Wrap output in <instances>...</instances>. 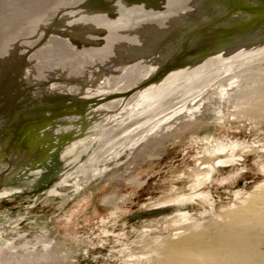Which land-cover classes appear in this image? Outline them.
I'll return each instance as SVG.
<instances>
[{"label": "rangeland", "instance_id": "obj_1", "mask_svg": "<svg viewBox=\"0 0 264 264\" xmlns=\"http://www.w3.org/2000/svg\"><path fill=\"white\" fill-rule=\"evenodd\" d=\"M263 189L264 0H0V264H80L233 209L239 237ZM244 242L220 264H264Z\"/></svg>", "mask_w": 264, "mask_h": 264}, {"label": "flooded vegetation", "instance_id": "obj_2", "mask_svg": "<svg viewBox=\"0 0 264 264\" xmlns=\"http://www.w3.org/2000/svg\"><path fill=\"white\" fill-rule=\"evenodd\" d=\"M240 208L248 211L250 209L245 204ZM237 210L233 209L225 212L224 216L228 215L223 216L221 224L200 226L194 223L183 225V229H190L191 234L184 232L179 237L166 238L165 240H163L164 236L158 235L150 236L145 240H131L123 244L119 249H108L92 258L82 259L80 264H168L169 260H173L175 263L181 262L182 264H187V260L201 263L207 262V264H220L218 261L220 256L215 254V252L223 248L235 252V243H232V241L241 240L242 238L245 239L243 245L248 246L252 243L255 250L263 252L264 249L260 248L261 244H264V221L262 219L246 218L238 228L240 230V232H237L239 237L235 235L232 238H226V233L230 234V231L228 232L227 230L226 232L224 227L226 226V228L231 230L233 226L235 228L234 222L241 220V217L236 214L231 215L234 217V222L228 223L226 220L227 216H230L229 213L237 212ZM230 224L231 226H229ZM232 224L234 225L232 226ZM245 231L246 233H244ZM209 243L210 246L206 247ZM200 244L202 246H199ZM244 250H246L245 247ZM190 251L191 253L195 251V254L198 252V255H203L198 260L189 259L187 256ZM124 260L126 262H123Z\"/></svg>", "mask_w": 264, "mask_h": 264}, {"label": "bare ground", "instance_id": "obj_3", "mask_svg": "<svg viewBox=\"0 0 264 264\" xmlns=\"http://www.w3.org/2000/svg\"><path fill=\"white\" fill-rule=\"evenodd\" d=\"M241 84V83H240ZM246 85V84H245ZM242 86V85H241ZM236 87V86H235ZM217 92V91H216ZM201 103V102H200ZM127 150V149H126ZM123 153V152H122ZM112 167V166H111ZM261 193H263L261 196H263V198H264V189H263V191H261ZM261 193H258V191L257 192H255V193H252V194H250L248 197H251V198H248V200L250 201L251 199L253 200V198H255V197H257V195H259V194H261ZM261 201H264V199L263 200H261ZM248 208V207H247ZM249 211H251V209H249ZM231 219V222H233V217H231L230 218ZM204 259V258H203ZM167 262V261H166ZM168 264H182L181 262L180 263H175L173 260H169L168 261ZM187 264H207V262H204V263H201V262H192V261H190V260H187Z\"/></svg>", "mask_w": 264, "mask_h": 264}, {"label": "water", "instance_id": "obj_4", "mask_svg": "<svg viewBox=\"0 0 264 264\" xmlns=\"http://www.w3.org/2000/svg\"><path fill=\"white\" fill-rule=\"evenodd\" d=\"M187 201H190V199H188ZM171 209H169L170 211H177V212H182V213H186V208L183 207L182 205H178V204H175V205H171Z\"/></svg>", "mask_w": 264, "mask_h": 264}]
</instances>
